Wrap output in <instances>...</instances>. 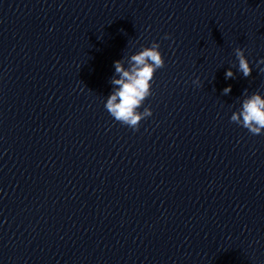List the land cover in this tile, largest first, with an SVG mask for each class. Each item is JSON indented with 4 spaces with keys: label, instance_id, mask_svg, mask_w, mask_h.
Instances as JSON below:
<instances>
[{
    "label": "clouds",
    "instance_id": "1",
    "mask_svg": "<svg viewBox=\"0 0 264 264\" xmlns=\"http://www.w3.org/2000/svg\"><path fill=\"white\" fill-rule=\"evenodd\" d=\"M165 34L164 39H170ZM238 60V71L244 77L252 73L250 62L242 48L235 49ZM127 65V66H126ZM165 66V59L160 51V44L153 41L151 46H141L140 50L126 59L114 61V75L111 79L113 90L106 99L105 109L114 121L138 131L142 120L152 115L150 106L143 107L144 101L152 95V81L157 70ZM225 78H235L231 68L225 73ZM193 84L200 85L197 77ZM231 86L223 89V94L231 93ZM244 90L241 108L232 113L230 121L247 129L252 135L264 134V96L259 92L247 94Z\"/></svg>",
    "mask_w": 264,
    "mask_h": 264
}]
</instances>
